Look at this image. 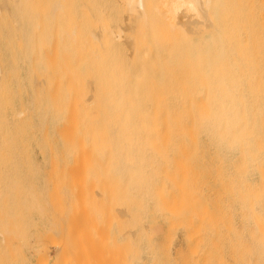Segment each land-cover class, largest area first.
Segmentation results:
<instances>
[{
	"label": "bare ground",
	"instance_id": "obj_1",
	"mask_svg": "<svg viewBox=\"0 0 264 264\" xmlns=\"http://www.w3.org/2000/svg\"><path fill=\"white\" fill-rule=\"evenodd\" d=\"M113 1L125 15L109 27L96 22L95 4L84 0L74 25L66 0H0V158L9 157L1 159V167L11 159L12 171H40L37 154L45 158L55 151L59 159L68 149L46 136L47 107L63 108L61 97L46 101L37 89L47 69L81 81L94 70L104 71L112 77L114 102L125 100L112 105L111 136L189 139L187 146L214 153L217 162L228 158V182L243 193L253 221L251 264H264V0ZM102 42L124 50L126 74L119 72V55L87 50ZM47 47L55 54L46 56ZM70 84L66 90L83 97L82 88ZM63 123L51 121L49 131ZM70 125V134L93 133L83 122ZM164 145L182 144L153 147ZM28 177L47 183L42 174Z\"/></svg>",
	"mask_w": 264,
	"mask_h": 264
},
{
	"label": "rangeland",
	"instance_id": "obj_2",
	"mask_svg": "<svg viewBox=\"0 0 264 264\" xmlns=\"http://www.w3.org/2000/svg\"><path fill=\"white\" fill-rule=\"evenodd\" d=\"M81 1L66 0L73 25ZM84 1L95 4L98 24L112 27L124 20L123 7L113 0ZM92 47L107 58L119 55V72L126 74L130 64L123 49L102 42L87 50ZM63 72L47 69L37 89L46 101L61 97L63 108L47 107L44 124L53 145L64 142L68 149L59 159L55 151L45 158L37 154L40 171H12L9 157L6 168L0 165V264H251L253 221L243 193L228 182V158L222 155L218 163V156L192 148L189 139L111 136L112 105L125 102L123 97L114 102L112 77L94 70L81 81ZM70 81L83 97L66 90ZM56 120L63 126L50 132ZM73 121L93 133L70 134ZM155 143L183 146L154 148ZM53 159L59 165L52 167ZM165 167L170 171L163 172ZM38 174L47 183L28 182Z\"/></svg>",
	"mask_w": 264,
	"mask_h": 264
}]
</instances>
